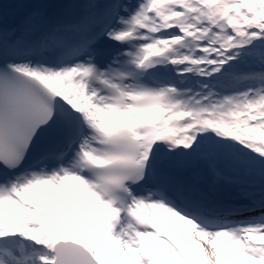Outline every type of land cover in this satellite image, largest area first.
Segmentation results:
<instances>
[{
    "label": "snow or ice",
    "instance_id": "6c2138e0",
    "mask_svg": "<svg viewBox=\"0 0 264 264\" xmlns=\"http://www.w3.org/2000/svg\"><path fill=\"white\" fill-rule=\"evenodd\" d=\"M4 7L0 264H264V0H31L12 27ZM162 157L257 215L138 194Z\"/></svg>",
    "mask_w": 264,
    "mask_h": 264
},
{
    "label": "rangeland",
    "instance_id": "374dc122",
    "mask_svg": "<svg viewBox=\"0 0 264 264\" xmlns=\"http://www.w3.org/2000/svg\"><path fill=\"white\" fill-rule=\"evenodd\" d=\"M9 4H12L13 2H19L23 7H25L26 10H29L28 4L31 2V0H5Z\"/></svg>",
    "mask_w": 264,
    "mask_h": 264
},
{
    "label": "water",
    "instance_id": "95a60500",
    "mask_svg": "<svg viewBox=\"0 0 264 264\" xmlns=\"http://www.w3.org/2000/svg\"><path fill=\"white\" fill-rule=\"evenodd\" d=\"M0 3L4 4L1 0H0ZM5 5V4H4Z\"/></svg>",
    "mask_w": 264,
    "mask_h": 264
}]
</instances>
